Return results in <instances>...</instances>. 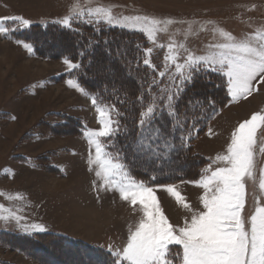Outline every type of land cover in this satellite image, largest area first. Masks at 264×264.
<instances>
[{"label": "rangeland", "instance_id": "374dc122", "mask_svg": "<svg viewBox=\"0 0 264 264\" xmlns=\"http://www.w3.org/2000/svg\"><path fill=\"white\" fill-rule=\"evenodd\" d=\"M73 2L74 0H0V18L19 15L32 22L29 28L12 25L14 31L6 36L0 35V192L25 197L22 201H9L0 197V203L9 208H22L21 215L26 217L27 222L42 224L46 228L44 233L29 236L16 228L14 223L5 225L0 222V264H41L8 246L9 236L32 238L40 234L57 235L70 242H82L108 253L110 245L116 248L125 243L128 225L134 223L139 216V213H133L127 202L120 199L118 192L99 188L94 172L89 170V146L83 130L85 126L93 129L99 127L90 97L103 96L105 100L113 102L123 100L124 103H118L123 112L122 106L132 103L137 106L139 102L135 95L133 100H129L123 93H118V88H110L106 94L100 95L83 84V72L86 68L92 71V65L88 59L84 62L85 55L81 56L82 51L75 59L60 56L65 44L58 36L62 30H95L93 26L82 23L73 24V29L77 30L54 23L68 14ZM103 3L118 6L115 8L116 14H149L177 21L198 22L193 25L194 31L199 28L200 23L210 21L208 32L187 40L188 47L198 53L211 39L212 25L230 31L237 37L264 25V0H103ZM187 27L185 23L175 24L169 31L176 34L177 41H183L182 33ZM102 29H117L141 35L144 43L131 42L132 48L138 53L140 50L142 59L141 50L153 47L152 62L162 68L165 51L150 44L143 34L119 27L103 26L100 30ZM168 38L165 34L158 37L161 43H167ZM17 40L31 43L33 51L29 53ZM65 58L80 63L81 68L69 70L64 63ZM135 65L133 69L137 72L139 81L147 87L145 80L152 75L151 69L142 64L139 67ZM112 68L109 63L104 62L103 65L96 66L95 71L101 70L106 75H113ZM209 76L222 84L218 75L210 73ZM69 79L76 80L89 95L70 87L67 83ZM196 79L204 77L198 75L194 81ZM90 80L94 81L95 78ZM218 93L221 95V92ZM196 99L192 97L191 100ZM204 103L205 108L199 112L196 120V131L187 140L191 144L196 139L194 154L208 160L202 170L216 155L224 152L230 142L231 132L240 122L250 118L255 112L264 111V85L259 93L253 94L248 100L240 103L229 101L219 112L217 108L213 110ZM186 105L184 109L178 106L184 111ZM128 119L125 114L122 122L128 132H132L133 126L130 124L134 120ZM209 129L211 136L208 134ZM118 140L119 137L114 143ZM260 142L264 143V138ZM261 166H264V156L258 157L256 183L249 181L247 185L249 195L245 216H250L254 211L253 193L257 191ZM6 169H10L14 175L7 174ZM196 178L186 181H196ZM175 184L187 198V202L198 209L202 189L193 183L181 181ZM162 186L154 187L165 214L172 223L182 224L187 213ZM52 251L54 255L63 257L64 264H79L78 258L61 249Z\"/></svg>", "mask_w": 264, "mask_h": 264}, {"label": "snow or ice", "instance_id": "6c2138e0", "mask_svg": "<svg viewBox=\"0 0 264 264\" xmlns=\"http://www.w3.org/2000/svg\"><path fill=\"white\" fill-rule=\"evenodd\" d=\"M112 4L103 0H74L68 14L55 21L64 28L73 29L74 23L91 25L99 32L103 26L119 27L146 36L148 42L165 51L162 68L152 62L153 47L143 48L142 59L137 62L151 69L152 75L145 80L147 87L137 96L139 108L134 120L133 143L128 147L136 160L145 165L156 163L180 146L196 131L199 112L205 108L202 100H189L181 111L178 102L196 76L210 80L209 74L222 79L226 95L231 103L248 100L259 93L264 85V25L241 37L219 26L212 25L211 39L198 53L188 47L187 40L202 32H208L211 22L177 21L149 14H116ZM31 20L13 15L0 18V35H7L17 28L31 27ZM188 25L176 40L169 29L175 24ZM77 30V29H73ZM160 34L167 35L168 42L161 43ZM31 53V43L17 40ZM93 40H88L91 46ZM140 49V46L137 45ZM85 55L81 52V56ZM69 70H79L80 63L65 58ZM68 85L84 95L89 93L76 80ZM96 112L98 128L85 126L83 136L89 146L88 164L94 172L99 188L119 193L122 201L139 213L137 220L128 225L125 243L108 248L111 264H264V166L259 168L257 191L253 193L254 211L245 216L249 181L256 183L258 157L264 156V111L253 113L240 122L230 134V142L224 152L218 154L202 170L193 183L202 189L199 208L194 209L175 183L163 185L166 191L185 210L182 224H174L165 214L156 195V188L137 179L126 157L114 143L128 128L122 122L125 113L118 106L123 100L107 101L103 96H91ZM216 101L207 98V107L215 110ZM14 119V117H12ZM214 118V117H213ZM208 134L211 136V129ZM7 174L14 175L10 169ZM155 179V176L152 177ZM94 186H96L94 182ZM0 197L9 201H22L20 194L0 192ZM22 208H9L0 203V222L14 223L21 232L32 236L44 233L42 224L29 223L21 215ZM173 246H178L174 248Z\"/></svg>", "mask_w": 264, "mask_h": 264}, {"label": "trees", "instance_id": "16d2710c", "mask_svg": "<svg viewBox=\"0 0 264 264\" xmlns=\"http://www.w3.org/2000/svg\"><path fill=\"white\" fill-rule=\"evenodd\" d=\"M58 36L65 41L60 56L75 59L79 57V53L82 51L85 53L84 62L87 59L91 62L92 71L86 68L81 81L92 92L104 95L110 88H118V93H123L129 100H133L135 96L139 95L143 84L139 81L137 72L133 67L141 60V54L140 50L138 53L132 48L133 43L131 42L144 43L145 40L141 35L117 29H102L97 32L92 28H87L80 32L62 30ZM90 39L94 43L88 46L87 41ZM104 62L113 67L111 70L114 72L113 75H106L101 70L95 71L96 66H101ZM92 77L95 78L94 81L90 80ZM216 84L219 83L215 81L214 77H211L208 81L196 79L183 93L178 105L181 109H184L186 103L192 97H196L207 104V98L211 97L216 101L215 108L219 112L227 106L230 97L226 95L225 88L215 87ZM136 90L139 92L136 93ZM218 92H221V95H218ZM122 107L127 118H129L128 120L136 119L139 105L136 106L132 103ZM213 116L211 117L213 118ZM130 125L133 126L132 132L120 135L118 142L115 144L121 154L126 157V161L137 179L143 180L152 186H160L194 180L196 177V179L200 178L201 170L208 163V160L194 154L193 149L196 139L191 144L186 141L184 146H180L181 142L177 134V138L173 141L177 145L175 149L156 163L145 165L142 161L135 159L132 150L128 147L129 144L133 143L134 123ZM153 176H155V179H152ZM194 176L196 177L193 178ZM8 239L10 242L8 246H11L13 250L25 253L41 262V264H64L63 257L54 255L53 249H61L67 254L78 258L79 264H111L109 253L104 250L90 247L78 241L70 242L68 239L57 235L40 234L32 238L9 236Z\"/></svg>", "mask_w": 264, "mask_h": 264}]
</instances>
